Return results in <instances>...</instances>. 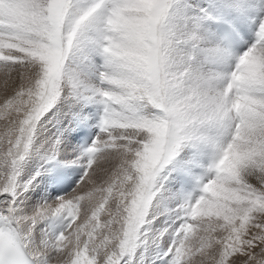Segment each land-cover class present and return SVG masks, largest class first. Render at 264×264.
Masks as SVG:
<instances>
[{"label":"snow or ice","instance_id":"snow-or-ice-1","mask_svg":"<svg viewBox=\"0 0 264 264\" xmlns=\"http://www.w3.org/2000/svg\"><path fill=\"white\" fill-rule=\"evenodd\" d=\"M0 77V264H264V0H0Z\"/></svg>","mask_w":264,"mask_h":264},{"label":"bare ground","instance_id":"bare-ground-1","mask_svg":"<svg viewBox=\"0 0 264 264\" xmlns=\"http://www.w3.org/2000/svg\"><path fill=\"white\" fill-rule=\"evenodd\" d=\"M0 78H2V77H0ZM0 86H2V83L0 84ZM3 124H4V122H3V121H0V132L3 131ZM111 163H112V162H111ZM111 163H109L108 165H106V167L110 168V164H111ZM103 177H104V173H100V174L98 175L97 179H98V180H102ZM85 187H87V186H84V189H85ZM256 251H257V253H259V249H257Z\"/></svg>","mask_w":264,"mask_h":264},{"label":"rangeland","instance_id":"rangeland-1","mask_svg":"<svg viewBox=\"0 0 264 264\" xmlns=\"http://www.w3.org/2000/svg\"><path fill=\"white\" fill-rule=\"evenodd\" d=\"M2 83V78H0V84ZM112 163H115L114 161L112 162ZM112 163L110 164V168H111V166H112ZM86 186V185H85ZM85 189H86V187H85Z\"/></svg>","mask_w":264,"mask_h":264}]
</instances>
